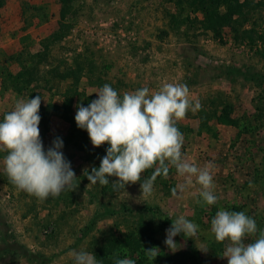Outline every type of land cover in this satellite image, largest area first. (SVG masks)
Here are the masks:
<instances>
[{
  "label": "rangeland",
  "instance_id": "rangeland-1",
  "mask_svg": "<svg viewBox=\"0 0 264 264\" xmlns=\"http://www.w3.org/2000/svg\"><path fill=\"white\" fill-rule=\"evenodd\" d=\"M165 81L186 84L202 104L177 126L185 157L214 165V205L196 203L199 185L172 196L183 183L174 168L148 198L139 182L114 190V177L87 179L108 145L92 146L76 106L106 83L122 94ZM36 95L44 149L63 141L77 187L39 201L9 182L0 151V264H74L72 250L100 264H227L228 242L210 231L218 210L244 211L264 230V0H0V121ZM179 215L199 227L174 237L173 251L164 241Z\"/></svg>",
  "mask_w": 264,
  "mask_h": 264
},
{
  "label": "clouds",
  "instance_id": "clouds-1",
  "mask_svg": "<svg viewBox=\"0 0 264 264\" xmlns=\"http://www.w3.org/2000/svg\"><path fill=\"white\" fill-rule=\"evenodd\" d=\"M97 98L88 106L78 104L75 122L88 133L94 148L108 145L99 167L87 172L89 183L107 186L109 178L114 190L140 183L141 195L150 197L157 177L167 178L171 168L183 178V183L171 189L172 196L184 193L199 185L197 204L214 205L211 162L203 167L187 159L182 151L184 135L178 122L189 112L202 109L199 100L190 98V89L184 83L163 82L156 90L141 87L122 94L110 84H104L95 93ZM41 97L21 98L0 121V151L6 153L4 168L9 182L19 191L44 201L58 197L65 189L75 190L76 174L61 149L63 141L57 138L51 147L44 149L39 124ZM153 169L152 175L141 182L143 174ZM251 181L249 187H252ZM164 243L170 250L176 249L174 237L183 234L194 237L198 225L179 215L171 219ZM210 231L217 243L228 242L222 257L227 264H264V230H259L256 220L244 211H228L221 208L211 219ZM258 233V235H257ZM248 237L253 242L245 243ZM152 261L160 255L158 247L144 249ZM74 264H100L88 251L72 250L68 253ZM116 255V254H114ZM115 264H135L130 258H117Z\"/></svg>",
  "mask_w": 264,
  "mask_h": 264
},
{
  "label": "trees",
  "instance_id": "trees-1",
  "mask_svg": "<svg viewBox=\"0 0 264 264\" xmlns=\"http://www.w3.org/2000/svg\"><path fill=\"white\" fill-rule=\"evenodd\" d=\"M236 2V1H235ZM231 13V12H230ZM26 91H27V89H23V94H25L26 93ZM46 115V114H45ZM42 116V115H41ZM42 118H43V116H42Z\"/></svg>",
  "mask_w": 264,
  "mask_h": 264
}]
</instances>
